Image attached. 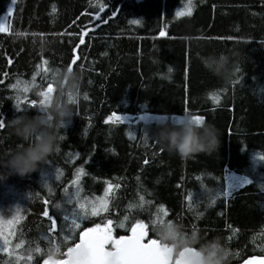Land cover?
Masks as SVG:
<instances>
[{"label":"trees","instance_id":"obj_1","mask_svg":"<svg viewBox=\"0 0 264 264\" xmlns=\"http://www.w3.org/2000/svg\"><path fill=\"white\" fill-rule=\"evenodd\" d=\"M0 20L7 29L0 32V230L9 241L0 264L57 262L80 231L109 220L108 237L131 235V225L144 221L145 241L173 249V261L185 249L203 264L264 256V162L257 158L264 154V0H0ZM221 51L233 55L230 81L201 61ZM77 70L78 91L61 100L74 115L58 129L56 151L35 171L15 173L3 161L38 134L19 137L9 121L34 115L38 109L24 98L39 100L48 82L55 95L57 78L67 84L66 73ZM16 95L25 110L16 108ZM184 109L220 129L215 151L182 157L153 139L155 121L106 122L112 112L172 116ZM48 120L54 124L55 115ZM228 171L253 183L219 195L228 190ZM65 187L78 194L71 205ZM77 202L107 210L80 218ZM45 208L56 220L52 233Z\"/></svg>","mask_w":264,"mask_h":264},{"label":"clouds","instance_id":"obj_2","mask_svg":"<svg viewBox=\"0 0 264 264\" xmlns=\"http://www.w3.org/2000/svg\"><path fill=\"white\" fill-rule=\"evenodd\" d=\"M201 61L204 67L213 75L225 81H230L235 72V62L230 52H210L203 55ZM69 82L66 84L63 77H58L55 83L57 89L51 101L45 100L37 107L34 115L20 114L14 116L9 124L15 134L28 138L38 134V139L27 144L3 161L7 167L19 175L35 171L56 151L59 139L58 129L66 126L74 115L72 105L62 97L67 91L74 94L78 91L81 82L79 70L66 73ZM49 115H55L56 122L48 120ZM190 112L176 115V118H162L155 121L154 137L157 143L167 151L174 152L182 157H188L199 152L215 151L220 145V129L212 122L193 119ZM47 128L40 131L43 126Z\"/></svg>","mask_w":264,"mask_h":264},{"label":"snow or ice","instance_id":"obj_3","mask_svg":"<svg viewBox=\"0 0 264 264\" xmlns=\"http://www.w3.org/2000/svg\"><path fill=\"white\" fill-rule=\"evenodd\" d=\"M12 4H15L16 0H11ZM8 14L10 15L12 13V8L9 7L7 9ZM117 13L114 11L112 13L113 16H115ZM190 14V10H189ZM179 15V13H177ZM136 23H139V21H135ZM7 31L6 28H4L2 25H0V32ZM160 35L164 36L165 33L163 31H160ZM81 43H83V36L81 35L80 37ZM69 66H72V63H69ZM171 71V69H169ZM50 82L47 83L46 88L49 86ZM12 88H16V85H10ZM27 89H25L26 91ZM40 97L42 96V92L38 94ZM211 95V94H210ZM16 103L15 106L18 110H25L26 108H22V101L19 95H16L14 97ZM214 100L218 99V97H213ZM23 103L27 104L28 107H38L39 105L43 104V100L40 98L39 100L36 99H28L27 97L24 98ZM185 113H187V109H184ZM166 118L164 116H157L154 117L155 120ZM172 118H176L175 116ZM129 117L127 114H118L117 112H112L110 115L106 117V122H112V123H122L125 120H128ZM139 119L141 121L145 120L146 117L144 115H140ZM193 119H196L198 121L205 120L204 115H194ZM5 127V122L4 119H0V129H3ZM143 135L147 139L149 136V132L145 130L143 132ZM153 139L155 140V137L153 133H151ZM260 161L264 162V154H261L257 157ZM52 161L49 160L46 164H51ZM147 163V161H145ZM46 175V173H43ZM57 180L60 179L59 176L56 177ZM236 184H238L240 187L248 186L253 183V180L248 176V175H243V176H237L235 177ZM74 183V181L69 182ZM260 188L264 190V183L260 184ZM219 195H223L225 197L231 195V193L225 189L223 193H218ZM64 195L67 204H73L74 201H77V195L78 194H73L68 191V188H64ZM194 198V194L192 192H189L186 200L192 201ZM212 201L214 202L216 197L212 196ZM45 204H47V201H45ZM56 207H59L57 204ZM76 208L79 209L80 213V218H86L90 216H98L100 215L101 211H106L107 207L106 204L101 205L99 208L93 206L91 208H88L85 203H76ZM160 208H163V205H160ZM43 216L46 217L50 222L51 226L47 229L48 233H52L56 230L57 224L55 218L50 215L49 211L47 208L43 211ZM68 217L65 216L64 220H67ZM112 223L111 220L107 221V223L104 225L102 228L100 224H94L93 227H86L82 231L79 232L78 234V243H74V248L75 249H84V248H92L94 252V262L95 264H105V254H104V247L106 245H110L113 248H119L121 253L123 254L127 264H154V259H155V246L157 244L156 239H148L147 242L145 243V237L147 235L146 231V225L144 221L142 220H136L135 223L131 225V235L129 236H124L121 235L119 237H115L111 235L110 237L104 238L101 235V229H107L112 233V228L109 227ZM155 223H163V221H154ZM72 224L74 228H80V224L77 222V218L75 215L73 216L72 219ZM143 226V231L140 230V226ZM121 228H123L125 225L123 222L120 223L119 225ZM65 240L70 239V237L65 236ZM0 240L3 241V247H0V252H8V239L5 236V233L0 230ZM24 242L21 240L19 244L16 245L17 248L20 247L21 244ZM36 252H40L41 250L37 247L35 249ZM66 258H71L72 255V250L67 251L65 254ZM28 259H31V256L28 257ZM249 259L244 261V264H248Z\"/></svg>","mask_w":264,"mask_h":264},{"label":"water","instance_id":"obj_4","mask_svg":"<svg viewBox=\"0 0 264 264\" xmlns=\"http://www.w3.org/2000/svg\"><path fill=\"white\" fill-rule=\"evenodd\" d=\"M101 235L102 237L107 238V229H103ZM146 242L147 241H145V243ZM70 250H72L71 258L63 257L57 262H48L45 264H95L94 252L92 248L75 249L73 246ZM104 254L105 264H127L119 248L109 249L106 245L104 247ZM173 258L174 250L161 245L157 241V244L155 246L154 264H203L201 255L189 249L181 251L174 261ZM248 259V264H264V256H251L246 258L245 260ZM244 261L240 264H244Z\"/></svg>","mask_w":264,"mask_h":264},{"label":"rangeland","instance_id":"obj_5","mask_svg":"<svg viewBox=\"0 0 264 264\" xmlns=\"http://www.w3.org/2000/svg\"><path fill=\"white\" fill-rule=\"evenodd\" d=\"M8 15V14H7ZM0 25H2L4 27V20H0ZM129 119L128 120H125V121H129L131 119H139V116L140 115H144L146 117L145 120L143 121H156L154 119V117H157V116H164L166 118H172L176 115H173V116H167V115H162V114H151V113H141L139 115H131V114H127ZM140 120V119H139ZM237 176H240L232 171H228L226 173V179H227V185H228V191L230 192H233L236 190L237 187H239L238 184H236V180H235V177ZM141 229V228H140ZM106 237H108V235H106Z\"/></svg>","mask_w":264,"mask_h":264},{"label":"built area","instance_id":"obj_6","mask_svg":"<svg viewBox=\"0 0 264 264\" xmlns=\"http://www.w3.org/2000/svg\"><path fill=\"white\" fill-rule=\"evenodd\" d=\"M42 92V96L41 98H43V102L45 100H49L51 101L52 97H53V91H52V85H50V89L49 90H41L40 93Z\"/></svg>","mask_w":264,"mask_h":264},{"label":"bare ground","instance_id":"obj_7","mask_svg":"<svg viewBox=\"0 0 264 264\" xmlns=\"http://www.w3.org/2000/svg\"><path fill=\"white\" fill-rule=\"evenodd\" d=\"M50 85H52L51 83L49 84V86L46 88V86L44 87V90H49L50 89ZM53 86V85H52ZM173 116V115H172Z\"/></svg>","mask_w":264,"mask_h":264},{"label":"crops","instance_id":"obj_8","mask_svg":"<svg viewBox=\"0 0 264 264\" xmlns=\"http://www.w3.org/2000/svg\"><path fill=\"white\" fill-rule=\"evenodd\" d=\"M240 176H243V175H240Z\"/></svg>","mask_w":264,"mask_h":264}]
</instances>
